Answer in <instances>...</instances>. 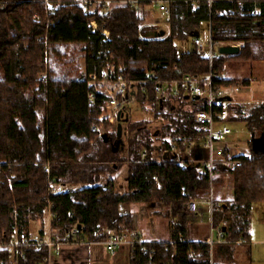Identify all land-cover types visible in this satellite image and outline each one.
I'll return each mask as SVG.
<instances>
[{
	"label": "trees",
	"instance_id": "16d2710c",
	"mask_svg": "<svg viewBox=\"0 0 264 264\" xmlns=\"http://www.w3.org/2000/svg\"><path fill=\"white\" fill-rule=\"evenodd\" d=\"M48 1L59 5L53 15L48 14L46 0H0L5 4L0 9V242L18 232H31L35 224H39L38 232L45 233L42 198L47 192V176L43 164L49 162L52 176L63 186L52 199L60 219L53 223L55 238L63 239L70 227L79 225L80 239L103 242L113 230H133L132 215L121 212L124 204H151L157 210L167 209L168 216L176 220L171 240L177 246L173 250L168 242L147 243L148 252H144L137 245L130 264H210L209 245L179 242L187 237L186 205L210 191L208 178H199L198 166H183L172 158L152 161L150 131L146 124L133 123L129 115L123 122L126 158L112 150L118 123L106 127L108 144L93 130L100 109L90 107L88 95L93 89L81 61L87 70L100 67L96 53L101 37L92 35L88 25L94 20L106 22L113 56L123 65L127 80H142L153 69L164 79L190 74L207 78L211 73L222 77L231 59L264 61V0H173L162 38L147 37L160 28L146 24L154 7L151 0H142L135 7L116 4L105 17L99 10L84 14L76 0ZM204 28L214 42L244 43L241 53L214 60L212 66L197 51L180 54L177 44L197 39ZM47 59L49 81L44 85L38 77ZM235 85L216 83V87ZM179 98L185 101V96ZM139 100H149L157 109L152 95L149 99L141 95ZM191 103L192 112L180 109L169 115L159 108L156 114L164 135L182 153L197 135L194 117L201 103ZM228 110L226 124L244 123L251 137L264 136V103L229 102ZM165 145L169 147L167 141ZM141 148L148 150V162L129 164L126 189L119 193L115 176L132 158L140 159ZM240 161L241 166L232 171L216 168L219 176L230 174L233 183L232 195L213 217V226L229 242L214 247V264L235 262L233 244L250 238L253 207L264 204V154L255 153L250 141L249 155ZM218 181L215 178V185ZM37 254L28 250L21 264H37ZM0 264H10L7 251L0 252Z\"/></svg>",
	"mask_w": 264,
	"mask_h": 264
},
{
	"label": "built area",
	"instance_id": "2783aa9c",
	"mask_svg": "<svg viewBox=\"0 0 264 264\" xmlns=\"http://www.w3.org/2000/svg\"><path fill=\"white\" fill-rule=\"evenodd\" d=\"M173 0H151L152 6L156 7L159 12L166 17L170 15V5ZM76 4L81 8L84 14L93 15L96 11H100L101 17H105L110 13L112 7L116 4L129 5L135 7L142 3V0H126L123 2L111 0H76ZM47 11L49 15H53L59 8V5L52 4L46 0ZM5 7L4 3H0V9ZM92 35H100L101 41L99 49L96 53L100 67L97 69H86V77L88 85L93 89L88 95L90 107L99 108L101 114L98 118V125L93 130L100 135H106L107 129L104 125H115L119 114L123 113L124 118L129 115V105L137 102L141 95H145L149 99L150 95L154 97V103L157 107H162L170 97H189L191 102H200L201 108L195 114V123L197 125V135L193 141L194 145H199L205 153V159L201 162L202 169L199 173L200 180L208 178L210 183V193L207 198L194 199L188 202L185 207V214L190 218H196L200 214L201 207H208L211 217V237L205 242L210 246L211 257L210 264H214L213 248L217 243L224 241V233L213 226V217L219 213L223 207L221 202L214 198L213 184L216 177V168L222 167L227 171H232L241 166V157L247 155L240 151L221 147V143H226L232 131L223 122L228 117V105L226 99L232 98L241 92V84L229 87H216V83L224 82L223 78L212 73L203 78L199 75L190 74L182 79L162 78L155 69L150 71L142 80H127L125 78V70L115 59L112 53L111 44L113 42L111 32L106 28V22L101 23L94 20L88 25ZM197 52L205 55L212 66L214 60L221 59V55L216 50L220 46L236 47L242 50L244 43L242 42H214L211 38L208 44H204L202 40H195ZM43 71L39 74L38 81L47 85L49 81L48 59L44 65H41ZM174 67V71L177 70ZM199 98V100H195ZM100 125V126H99ZM178 148L175 145L165 147L161 145L160 159L154 160L160 162L162 160L172 158L179 164L186 166L194 163L192 160H182L178 156ZM176 156V157H175ZM219 159H222L219 161ZM139 162L146 164L148 162V151L143 150L140 153V159L136 161L132 159L131 163ZM0 164V171L2 170ZM43 169L47 176V192L42 198V202L46 206V220L49 223V231L44 234L40 232H18L12 237L0 242V252L7 251L9 254L10 264H21L25 260L28 250H36L37 264H53L54 257L61 255L62 249L70 245H82L84 241L79 238V225L69 228L63 239H57L52 232L53 223L60 221L54 212L53 197L63 191V186L52 176L51 165L49 162L43 164ZM126 178V176H125ZM125 180V179H124ZM156 183L158 181L156 180ZM117 191L122 193L124 185L116 184ZM180 243H186L183 238ZM159 244V242H154ZM146 242L142 241L141 232L137 229L122 230L120 232L111 231L107 235L105 245L110 254H114L116 249L123 245L131 248L132 257L135 255L137 245L141 246L144 252H148ZM168 246L175 250L177 241H169Z\"/></svg>",
	"mask_w": 264,
	"mask_h": 264
},
{
	"label": "crops",
	"instance_id": "0c3cea01",
	"mask_svg": "<svg viewBox=\"0 0 264 264\" xmlns=\"http://www.w3.org/2000/svg\"><path fill=\"white\" fill-rule=\"evenodd\" d=\"M154 8L156 10H158L156 7H154ZM256 13H259L258 8H256ZM166 19H167V17H166ZM159 31H164V30L159 29L157 32H159ZM210 38H211V35H210ZM197 39H199V38H197ZM197 39H195V40H197ZM195 40H194V44H195ZM221 47H228V46H220V47H217L216 50L219 52V49ZM241 51L242 50H240V53H241ZM203 56L206 57L205 55H203ZM221 56L224 57L223 55H221ZM222 78H223L224 82H235L236 84L241 83V85L243 83H247V85H248L247 87H242L241 92L239 94L235 95L232 98H228V101H226L227 105L229 102L232 104L234 103V104L238 105L237 99H239V100L241 99L242 102H247L246 99L250 96H254L255 94L254 95L251 94L250 96L245 95V98H242L239 95L246 89L250 90L252 88V86H254V84H258V85L264 84V61H240V60H236V59H231V60L226 62L225 71L223 73ZM235 97H236V100H234ZM173 98L174 97H172L171 99L170 98L168 99V101L171 102L170 106H164V104H163L162 107H157V110L159 108L164 110V111L166 109H168L170 113L176 112L177 109L180 110L181 107L177 105V102H175ZM176 98H179V97H176ZM168 101H166V102H168ZM185 101L191 102L189 100H186V97H185ZM262 103H264V101H261L260 103H258V104L256 103V104L260 105ZM193 108L191 107V109H189V110L184 108L183 110L188 111V112H192ZM228 116H229V113H228ZM226 121H227V119L223 122V125L228 127V124H226ZM159 123L161 124V127H158L157 129H155L153 131L149 130L150 134H151V139L153 140V143H154V140H156V139L161 140L159 142L160 145L158 148L154 147V144L152 143V147H153V151L151 152L152 161L160 159V156H161L160 148H161V145H164L165 147H167L165 145L166 141L169 143V147L171 145H175L178 148L177 143L173 142L170 136H166L163 134L164 132L162 130V123L161 122H159ZM195 125H196V123H195ZM179 138L181 139L182 137H179ZM195 138L193 139V141L195 140ZM123 140H124V136H123ZM193 141L187 143V148H186L185 153H182L180 151V149L178 148V151H177L178 156L177 157H179V159H182V156H183L185 158L182 160L194 161V163H191L189 165L198 166V171L200 173L201 169H202V163L201 162L205 159V153H204L203 149L201 148V146L194 145ZM251 143H252V141H251ZM126 146H127V150H128V144L125 142L124 150L120 151L121 153H123L125 151ZM220 146L231 149L229 147V145L227 144V142L221 143ZM143 150H147V149L141 148L140 153ZM240 152L244 155H247V156L249 155V151L248 152L240 151ZM132 159H134V158H132ZM221 160L222 159H219V161H221ZM218 167H220V166H218ZM128 168H127V173L129 170ZM126 179H127V174H126V178L124 180L125 183H126ZM214 191H215V182L213 184L214 198L216 201L222 203V199L218 200L216 198V194ZM209 193H210V191H209ZM230 195H232V191H231ZM208 196H209V194L203 198H207ZM137 206H139V205L124 204L121 207V212L123 215H132L134 229L139 228L138 223L140 221L139 213L136 211L138 208ZM148 212H151V210ZM207 216L210 219V229H211V217L209 214V208L208 207H201L200 214L196 218H190L187 216L189 218L188 219L189 220L188 221V229H189L190 222H196V221L197 222H196L194 227H197V230H199L201 227H204L205 226L204 221L207 218ZM254 220H255V222H254ZM254 224L256 227L253 229ZM48 231H49V223L46 220L45 232L47 233ZM113 231H115V230H113ZM32 232H38V230L37 229H36V231L32 230ZM52 232L54 235L55 230H54L53 226H52ZM187 235H188V230H187ZM210 237H211V230H210V236L209 237L205 236L201 239H197L195 241H190L188 239V236H187L186 241H189L192 243H205ZM141 238H142V241L146 242V243L159 242V238H157L156 232H154L153 228H152V232L150 233L149 237H147V236L144 237V235L141 234ZM105 242H106V240L103 242H97V243L84 241V243L82 245L66 246L62 249L61 255L59 257H54L53 264H130L131 263L132 254H131V248L128 245L120 246L116 249L114 254H110L107 250ZM227 244H229V242L225 241V233H224V241L221 243H217L214 247L219 246V245H227ZM233 245L235 246L236 260H235V262H233L231 264H264V259H261L260 257H259L260 259L255 257V253H256L257 248L258 247L264 248V204L255 205L253 207L252 218H251V228H250V238L248 240H241V241L235 242Z\"/></svg>",
	"mask_w": 264,
	"mask_h": 264
},
{
	"label": "rangeland",
	"instance_id": "374dc122",
	"mask_svg": "<svg viewBox=\"0 0 264 264\" xmlns=\"http://www.w3.org/2000/svg\"><path fill=\"white\" fill-rule=\"evenodd\" d=\"M147 25H156L159 26V29H162L164 31H167V25H166V16L156 10L154 7L150 9V17L147 20ZM198 38L202 40L205 44L209 43L210 40V32L208 29H203L201 34H199ZM178 50L179 53L188 52V51H197L198 48L194 44V40L190 39L187 43H178ZM121 65V64H120ZM123 67V65H121ZM81 67L84 71V75L86 76V67L85 62L81 61ZM241 84V83H240ZM251 94H255L254 96H250ZM245 95L250 96L246 99L247 102H242L241 99H237V102L239 105H245V106H255L261 101H264V84H254L252 88L244 90L239 96L242 98H245ZM236 100V97L234 98ZM174 101L177 102V105L181 107V109H191L193 108V104L191 102H185L181 100L180 98L174 97ZM257 103V104H256ZM234 104V103H233ZM179 109H177L176 112H178ZM100 110V114H101ZM165 114L173 115L175 113H170L168 109L164 111ZM157 109L153 105L151 101H142L138 100L137 102H133L129 105V118L133 123H142L146 124L147 131H153L157 129L158 127H161V124L156 119ZM100 126V125H99ZM104 127H107V125H104ZM228 127L232 130V135L228 137L227 144L233 151H242V152H248L249 151V144L250 141H252L251 134L249 133L247 126L244 123H230L228 124ZM107 129V128H106ZM146 130L143 131L144 134L146 133ZM165 133V132H164ZM163 133V134H164ZM172 139V138H171ZM124 141L125 138H124ZM160 139L154 140V147L158 148L160 145ZM122 158L128 157V150L127 146L125 148V151L121 154ZM185 157L182 156V159ZM129 167V162L126 163L124 168L115 176V183L119 185H124V191L126 189V183L124 181L125 176L127 174V168ZM219 181V185H215V194L216 198L222 199V202L226 200V198H229L232 191V183L233 179L230 174H224L223 176L217 175L216 177ZM123 191V192H124ZM122 192V193H123ZM137 212L139 213V228H136L138 231L141 232L142 235L149 237L150 233L152 232V228L154 229V232H156L157 238H159L160 242H169L172 239V232L175 229L174 223L176 220L170 218L168 216V210H157L154 208L151 204H143L137 206ZM143 210V211H142ZM151 212H148L150 211ZM207 215V214H206ZM184 216L187 217L184 210ZM189 221V220H188ZM197 222V221H196ZM196 222H190L189 229H188V239L190 241H195L197 239H201L205 236H210V219L207 218L204 221L205 226L201 227L199 230H197V227H194ZM255 222V220H254ZM193 223V224H192ZM258 225V224H257ZM255 224L253 225V229L255 228ZM36 229H39V224H35L32 227V230L36 231ZM134 229V228H133ZM256 258L264 259V248H257L255 253ZM259 258V259H260Z\"/></svg>",
	"mask_w": 264,
	"mask_h": 264
},
{
	"label": "water",
	"instance_id": "95a60500",
	"mask_svg": "<svg viewBox=\"0 0 264 264\" xmlns=\"http://www.w3.org/2000/svg\"><path fill=\"white\" fill-rule=\"evenodd\" d=\"M165 31H159V32H153L149 33L147 37H155V38H162L165 36ZM219 53L223 56H238L240 54V50L236 47H221L219 49ZM186 100H189V97H186ZM195 100H199V98H196ZM126 119L124 118L123 113L119 114L118 116V125H117V138L116 141L112 144V150L113 153L117 154L120 151L124 150L125 142L123 140V122ZM102 139L106 144L110 143V137L109 135H103ZM252 149L255 153L262 155L264 154V136L260 138L252 137ZM79 230L82 229V226L78 227Z\"/></svg>",
	"mask_w": 264,
	"mask_h": 264
}]
</instances>
